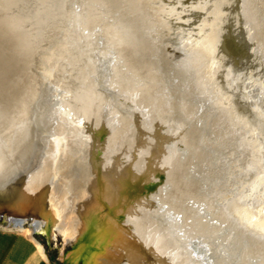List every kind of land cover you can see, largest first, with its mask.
I'll list each match as a JSON object with an SVG mask.
<instances>
[{
    "label": "bare ground",
    "instance_id": "1",
    "mask_svg": "<svg viewBox=\"0 0 264 264\" xmlns=\"http://www.w3.org/2000/svg\"><path fill=\"white\" fill-rule=\"evenodd\" d=\"M39 1L41 8L34 9L33 17L22 19L24 7L20 14L22 18L16 14L5 19L0 17V218L4 216V222L26 235H32L46 224L49 228L55 227L56 217L45 219L49 190L57 176L55 168L60 161L69 164L78 158L88 165L89 183L101 192V199L111 215L105 225L91 222L79 229L86 242L79 243L65 262L264 264V237L260 236V229L258 236L248 235L249 231L245 235L244 225L239 223L242 225L239 240L245 238L242 242L245 246H241L243 250L239 248L241 244L237 246L238 252L241 250L240 256L237 253L230 256L225 253L229 247L228 242L225 246V241L231 238L224 237L231 229H227L221 242L223 235L217 237L218 229L216 233L210 231L213 226L205 221L209 216L204 219L207 215H203V209L210 210L214 203L211 190L207 193L204 186L205 180L211 177L209 167L218 153L208 142L209 139L214 141L215 134L208 138L207 133L217 120L223 121L222 128L216 129L217 133L222 137L232 133L233 123L230 126V122L233 120L228 119L229 105L225 99L228 91L225 77L230 75L226 63L229 61L225 64L222 61L216 70L215 63L209 61L207 55L217 41L214 32L197 44L201 35L191 41L188 37L178 39L179 32L196 10L204 16L200 33L204 32L203 26L214 6L212 0H61V6L59 3L55 7L51 0ZM15 2L10 0L14 6ZM241 3L248 27L259 28L257 4L262 8L259 12L263 11L264 0H242ZM74 7L78 12H74ZM74 15L76 41L59 43L61 46L57 49L58 43L49 42L50 38L56 30H65ZM247 25L245 29H248ZM262 26L264 28V22ZM261 29L255 37L263 43L264 29ZM261 42L258 46H262ZM69 69L73 71V77L67 73ZM208 69L213 76L210 80V72L205 76ZM55 71L60 74L52 83L50 78ZM262 88L257 91L261 93ZM257 91H251L253 104L260 101ZM262 102L259 105L264 107ZM233 144L237 145V142ZM262 167L260 171L264 169ZM230 169L227 172L232 174ZM256 170L250 172L255 175ZM252 188L247 189L248 193ZM221 199L218 200L221 202ZM98 207V202L93 201L92 209ZM216 208V218L222 225L226 222L227 226L231 224L237 229L238 221L234 224L230 219L231 212L226 211L228 208L224 203L223 208ZM215 213L213 218L210 217L215 219L211 221L213 225L217 220ZM26 223L31 224L34 231L25 228ZM234 246L231 248H236ZM38 247L43 252V248Z\"/></svg>",
    "mask_w": 264,
    "mask_h": 264
},
{
    "label": "rangeland",
    "instance_id": "2",
    "mask_svg": "<svg viewBox=\"0 0 264 264\" xmlns=\"http://www.w3.org/2000/svg\"><path fill=\"white\" fill-rule=\"evenodd\" d=\"M0 1H2V2H0V11L2 12V14L0 12V15H1L0 17H2L1 19H5V18H8V17H11L13 14H16L18 17H20V18L23 17L22 19L25 20L29 16H32V17L34 16V13H36L34 11L35 8L37 9V11L39 10V8H41V6H40L41 4H40L39 0H26V2L24 0H15L16 1L15 2L16 6H14V4L13 5L10 4V0H0ZM240 1L242 2V0H233V1H230V0H212V2L214 3V6L211 9L212 12L210 10V12L212 14L210 12L208 13V15L210 14V16L208 17L207 22L203 26V29H204L203 31L204 32L202 34L200 33V30L202 29V20H203L204 16L201 14L200 11L196 10L194 15H193V17H192V19L187 24H185V27L179 32V36H180L179 38L180 39H178V40H184V39H186L188 37L187 39H189L191 41V39L195 40V39L199 38V36L201 35V37L195 43V44H197V43L203 42L202 40H204V38H206L207 35H209L210 33L214 32L216 34V36H217L216 46H218V47L215 46L214 48H212L214 50H212V49L209 50L210 51V55H207V56H209V61H211L212 63H215L214 64V69L215 70L218 68V66H220V64H222V61H223L224 64H225V62H227V60L229 61L228 63H226L227 64L226 66H228V69L230 71V75L225 77V82L227 84V89H228V91H227V93L225 95V99H226V101L228 102V105H229V107H227L229 109L228 110L229 111L228 119L231 118L230 121L231 120L234 121V122L233 121L230 122V126L233 123L232 124V133L233 134L232 133H228V135L225 134L222 137L219 133H217L222 128L221 125L223 123V121L221 122V120L220 121L217 120L218 122L216 121V124L213 122L214 126L212 124V128H211L212 132L209 131L208 132L209 134L207 133L208 136L206 135L208 138H213V135L215 134L214 135V141H213V139L212 140L209 139L210 141H208V142L210 144L211 143L213 144V145L212 144L211 145L213 146L214 149L217 148V149H215V151H218V153L216 152V155H217L216 158L217 159L213 160L214 164H212L209 167V169H210L209 172H212L211 177H209V178L214 180V181L212 182V180L210 181V180H208L209 178H207L205 180L206 185L204 186V188L206 189L205 191L207 193H210V190H211L210 194L212 196L211 195L210 196L212 198L209 197V194H207L206 192L205 193L207 194L206 196H208L209 198L214 200V203L212 202L213 206L212 205L210 206L211 207L210 210L207 209V211H205L206 207L205 206H204L205 208L203 207L205 209V210L203 209V215H204V213H206L204 216L207 215L206 217H204V219L209 216L208 217L209 219L208 218L205 219V221H209L210 222V224H209L210 227L213 226L211 228L213 230H211L210 228H209V230L212 231V232L215 230V233H216V231L218 229L217 232H219V233H216L217 237L218 236L221 237L223 235L220 238L221 242H222V238L225 236V234L227 232V229H231V230H228V232L226 234L229 237H227V236L224 237V239H227V240L229 238H231L228 241H225L226 242L225 246H227V242H228V245L230 247V248L226 247L227 248L226 251H228V252L225 251V253L226 254L228 253V255L230 254V256H232L231 254H233V253H234V255H235V253H237L236 255H238V256L241 255V250H240V252H238V249L241 248L242 245H243L242 247L245 246V243H242L245 240V238H241L242 241L239 240V233L242 231V229H243V232L246 231L245 235H247L249 233L248 235L251 234L252 236H258V235H260L258 233L260 231H262V232H260V233H262L260 236L264 237V234H263L264 233L263 232L264 231V197H263L264 196V193H263L264 192V188H261L262 187L261 184L264 187V180H263L264 179V169H262L260 171V168L262 166H264V159H263V157H264V150H263L264 147L262 145V144H264V141H263L264 140V121H263L264 120V116H263L264 114H262V113H264V111H263L264 107L262 105H259V104H261L260 101L261 102L263 101L262 103L264 104V96H263L264 94L261 95V93L264 92V89H263L264 88V73H263V71H264V69H263L264 68V65H263L264 64V40H263V43H262L261 41L257 40V37H255L256 35H258V32L260 31L261 28H262L261 30L264 29L263 26H262L263 22H264V18H263L264 17V12H263L264 9H263V11L259 12L260 9L262 10V8H260V6H259L260 4H257V6L259 8V11L257 9L258 12L257 11L256 12H257V14L260 13V14H258V22L260 20V22L258 23V27L259 28H255L256 29L255 30V29H253L254 26H252L250 24V26H252L251 27L252 30H253L252 31L251 28L248 27L249 23L248 22L246 23V21H244V20H246V18L243 17L244 16L243 15V10H242L243 7H242V3ZM22 2L27 3V4H24ZM35 2H36V5L38 4L37 6L34 5ZM50 2L52 4L54 2V4H53V6H54L55 4L58 5L62 1L61 0H51ZM3 3H5V4H3ZM13 3H14V1H13ZM17 3H19V4H17ZM20 4H21V6H20ZM7 5H9L10 8H9V6L7 7ZM18 5H19L20 9H22L24 7L25 8V9L23 8L24 11H23V9L20 10L19 7H17ZM23 5H25V6H23ZM31 6H32L33 9H31ZM58 6H61V3ZM28 7H29V10H28ZM51 7H52V5H51ZM73 9H75V7ZM13 10H14V12H13ZM30 10H32V11H30ZM9 11L10 12L12 11L11 12L12 14ZM75 11L78 12L76 9L74 10V12ZM25 12H27V14ZM28 12H31V13H28ZM22 13H23V16L21 17L20 14L22 15ZM261 13H263V14H261ZM29 14H31V15H29ZM2 15L3 16L5 15L6 17L5 16L3 17ZM75 16L76 15H74L70 19V22L67 25L68 27L64 28L65 30H63V29L56 30V34H54L56 37L53 35V38H50L49 42L58 43L56 45L57 49L59 48V46H61V44H59V43H69V44L75 43L74 42V40L76 41L75 36L78 34L77 31H75V30H77L76 25H75L76 24L75 23ZM239 17L240 18L242 17L243 19L242 18L240 19ZM245 25H247L246 27L249 30L245 29ZM208 26H210V27H208ZM70 29H72V30H70ZM247 31L250 32V33L248 32V35H246ZM57 32H58V34H57ZM59 32H62V33H59ZM251 34H253V35H251ZM249 35H251V36H249ZM253 36H254L253 39L256 38L255 41L252 39ZM56 39H57V41H56ZM54 41H56V42H54ZM250 41H251V43H250ZM46 42H48V41H46ZM260 42L262 43V46H258V45H260L259 44ZM245 43H246L247 46L245 45ZM248 43H249V46H248ZM215 50H217V53L215 52ZM209 51H208V53H209ZM259 52L261 54H263V55H261ZM56 56H57V54H56ZM257 67H260L261 69L257 68ZM69 70H70V72H68ZM69 70H67V73H70L72 75L73 71L71 69H69ZM208 70H206V73H205L206 75L205 76H208L207 74L210 72V70L209 71ZM54 74H56V78L54 77L55 76ZM58 74H60V73L59 72L57 73L56 71L52 74V76L50 78V81L52 83L54 81H57L56 79H58ZM243 75H244V77H242ZM72 77H73V75H72ZM212 77L213 76H211V72H210L209 80ZM236 77H238V78H236ZM209 82H211V81H209ZM238 82H239V84H238ZM262 84H263V86H262ZM252 85H253V87H252ZM260 86L263 87L262 88L263 91L261 90L262 91L261 93L258 92L261 89ZM251 91H257V95L260 94V96H262L261 98H260V96L259 97L257 96V99L259 98L258 100H260L259 104L257 103L258 101H256V100H255L256 104H253L254 102H252V101H254V100H252L253 98H252ZM248 93H250V95ZM243 95L246 96V97H244ZM70 98H71V96L69 97V99ZM226 101H225V104L227 103ZM247 101H248V103H247ZM229 102H230L231 105L229 104ZM251 102H252V104H251ZM226 105H224V107H226ZM248 105H250V106H248ZM255 105L256 106L258 105V106L256 107ZM253 108L256 111H254ZM235 109H236V111H235ZM261 111H263V112H261ZM256 114H259L260 117H262V119L259 117V115L257 116ZM232 116H234V117H232ZM254 119H255V121H254ZM256 122H257V124H256ZM237 125H239V126H237ZM240 126H243V127H240ZM250 127H252V128H250ZM216 129H218V131ZM233 129H234V131H233ZM238 129H239V133H238ZM214 130H216V132H214ZM245 131H247V132H245ZM210 132L213 133V134H211ZM260 132H263V134L260 133ZM236 133H238V134H236ZM216 134H217L218 137L216 136ZM209 135L211 137H209ZM238 135H239V138H238ZM260 135H262V136H260ZM220 137H222L221 140H220ZM257 137L259 139H257ZM260 138H262L263 140L260 139ZM237 139H240V141L238 142ZM216 140H217V142H216ZM223 140L228 145L225 144L223 142ZM230 140H233V141L231 142ZM236 142H237V145L233 144V143H236ZM218 143H219V145H218ZM240 144H241V146H240ZM216 145H218V146H216ZM226 145L227 146L230 145L229 148ZM233 145H235L236 147H234ZM246 146H248V148ZM222 147H225V149L222 148ZM230 148H232L238 154L236 152H234L233 150L230 151L231 150ZM235 148H237L239 150H237ZM222 149H224V150H222ZM249 149H251L252 151L250 150L251 151L250 152ZM221 152H222V154H221ZM224 153H225V155H223ZM246 153H248L247 154L248 156H249V154L251 156L248 157L246 155ZM229 154L232 155V156L230 157ZM227 155H229V156H227ZM233 156H235V157H233ZM237 157H238V159H237ZM241 157L243 159H241ZM251 157L254 158L252 160H256V161H252ZM218 159H219V161H218ZM221 159H222V161H221ZM247 159H248V161H247ZM230 160H232L231 163H230ZM241 160H242V162H241ZM216 161L219 162V163L217 164ZM243 161H245L246 163L243 162ZM221 162L222 163L225 162V163H223V165H222ZM68 163L69 164H65L63 161H60V162H58V164H57V166L55 168L57 176H56L55 180L53 181V184H52V186H51V188L49 190V197H50L49 198V204H48V207H47L46 212H45V219L48 221L49 218L56 217L57 225L55 227L49 228L47 226V224H46L39 231H34L33 227L29 223H26L24 225V227L34 231L32 233V235L35 236L36 239L44 246V248L48 252L53 264H85L84 260H80L78 263H74V262L67 263V262H65V258L70 253H72L76 247H78L79 243H81L84 240H85L84 242H86V239H83V238H86V237H84V235L80 234L79 229L81 227H85L86 224H89L91 222H94V223H96L98 225H101V226L105 225L106 222H107V219H108L109 215H111V213H110V209L106 206L105 202L101 199V192H99L98 189H96L93 185H91L89 183V177H88V169L89 168H88V165H86L85 163L81 162V160L78 159V158L77 159H73L71 162H68ZM234 163H235L236 166L234 165ZM241 163H243V164H241ZM219 164H221V166ZM246 164H247V166H246ZM240 166H242V167H240ZM254 166L255 167L257 166V167L253 169ZM212 167H214V168H212ZM215 167L216 168L219 167V168L216 169ZM230 167L231 168L233 167L234 171L232 170L233 168L230 169ZM237 167L239 169H236ZM227 168H228V170L230 169V171H232V174L227 172L228 171ZM242 168H244V169H242ZM262 168H264V167H262ZM212 169L214 171H212ZM218 170L221 171V172H219ZM236 170H238V172ZM239 170H241V171L239 172ZM254 170H256V173L258 172V175L255 173V175H256L255 176L254 173H252V172H254ZM250 171H252V172H250ZM243 172H244V174H243ZM247 172H248V174L246 175L245 173H247ZM215 173H217V174H215ZM233 173L235 174V176H234ZM224 174H225V176H224ZM215 175H217V176H215ZM220 176H222V177H220ZM227 176H228V178H227ZM230 176H232V179L230 178ZM247 176H249V177H247ZM239 177H240V180L238 179ZM244 177L247 178V179L245 180ZM225 178H226V181H225ZM242 179H243V181H242ZM250 179H251V181H250ZM255 179H256V182L254 181ZM258 179H259V181H258ZM215 180H217V181L215 182ZM236 180H239V181H236ZM221 181H223V182H221ZM218 182H219V184H218ZM239 182H241L242 185H241V183L239 184ZM246 182L248 184H245ZM251 182H253V183H251ZM207 183H209V184H207ZM229 183H230V186H229ZM256 183H257L258 186H260V188L258 186L256 187ZM210 184L212 185L211 187H209ZM220 184L223 185L224 187L222 186L223 187L222 188ZM214 185H215V188H214ZM231 185H232V187L234 185V189L231 187ZM247 185H248L249 188L247 187ZM235 186H236V188H235ZM238 186H239V188H238ZM240 186H242V187H240ZM230 187H231V189H230ZM246 187L249 190L252 188V192L250 191L249 193H252L253 195H255V197L257 196V198H255L252 194H249L248 193L249 190H247ZM242 188H245V190L242 189ZM254 188H256V190ZM257 188H259V190ZM207 189H209V191H207ZM212 189L215 190V191H212ZM236 189H238L239 191H237ZM229 190H230L231 193L229 192ZM235 190L238 192V194H236L237 192ZM261 190H263V191H261ZM244 191L247 193V196H246V193ZM214 192H216V194ZM256 193H257V195H256ZM218 194H220L221 196H219ZM242 194L244 196H242ZM217 195H218V197H217ZM232 195H234V196L232 197ZM221 197H222V199H221ZM217 198L221 199L222 201L220 202V200H218ZM233 198H234V200H232ZM253 198H255L254 202H252ZM229 199H231L232 201L229 200ZM215 200H216V202H218V204H216ZM93 201H97L98 205H99V207L97 209H95V210L92 209ZM226 201H228V202H226ZM222 202L224 203V207L228 208V209H226V211L228 210V211L231 212V213H229L230 214V219L233 220L234 224L238 221L236 223V225L238 227L235 225L236 228L238 229V231H237V229L232 228L233 225H231L229 222H228V224H230V225H228V226H230V227H228L227 224H225L226 222L223 223L224 225H222V222H220L216 218L217 212L215 213V211L218 210V208H216V206L217 207L219 206L220 208L221 207L223 208V203ZM231 202H232V204H231ZM233 202H234L235 205L233 204ZM227 203H228V205H227ZM252 203H253V205H252ZM214 204H216V205H214ZM198 205H200V203ZM198 205H196V206H198ZM254 205H256V206H254ZM253 206H254V208L258 206L257 208H255V209H257V211L259 210L258 213H256L257 211L253 208ZM214 207L217 210L214 209ZM259 207H260V209H258ZM234 209H236L235 210L236 214L233 212ZM208 211H209V213H207ZM262 212H263V214H262ZM214 213H215L214 218L217 219L216 220L217 222L215 221L214 225H213V223H211V221L215 220V219H212ZM239 214H240V216H239ZM231 215H232V217H233V215H236V216H234V217H236V219H233L234 217L232 218ZM210 217H212V218H210ZM243 220H245V223H244ZM257 220H259V221H257ZM246 222H248V223H246ZM215 223H217V224H215ZM239 223L244 225V227L242 229H241L242 225H240ZM225 225H226V228H225ZM251 225H253L254 228ZM217 227H219V228H217ZM256 227H258L257 230H256ZM13 228H14V226H11L10 224H8L6 222H0V230L1 231H9V230H11L14 233H18L19 235H22L20 230L15 229V228L13 229ZM221 229H223L224 231L221 230ZM259 229H260V231H259ZM255 230L258 231V232L256 233ZM230 231H232L231 232L232 236L230 234L228 235V233ZM247 231H249V232L247 233ZM252 231H253V233H251ZM233 232H235L237 235L234 234ZM254 232H255L256 235L254 234ZM234 235L236 237H238L237 238L238 240L236 239V237ZM233 238H235L236 241L238 242L237 243L235 241V243L237 245L234 243L233 240H235V239H233ZM229 241H230V243H229ZM231 242H232L233 245L231 244ZM239 244H241L240 247H239ZM231 246H232V248H233V246L236 247V248L232 249ZM224 249H225V247H224ZM229 249H230V251H229ZM238 256H236V257H238ZM226 257H227V255H225V259L228 260V257L227 258Z\"/></svg>",
    "mask_w": 264,
    "mask_h": 264
},
{
    "label": "crops",
    "instance_id": "3",
    "mask_svg": "<svg viewBox=\"0 0 264 264\" xmlns=\"http://www.w3.org/2000/svg\"><path fill=\"white\" fill-rule=\"evenodd\" d=\"M21 234L0 230V264H53L35 236ZM38 245L43 248V252Z\"/></svg>",
    "mask_w": 264,
    "mask_h": 264
},
{
    "label": "water",
    "instance_id": "4",
    "mask_svg": "<svg viewBox=\"0 0 264 264\" xmlns=\"http://www.w3.org/2000/svg\"><path fill=\"white\" fill-rule=\"evenodd\" d=\"M3 218H4V216H1V218H0V222H4ZM6 223H7V222H6Z\"/></svg>",
    "mask_w": 264,
    "mask_h": 264
}]
</instances>
